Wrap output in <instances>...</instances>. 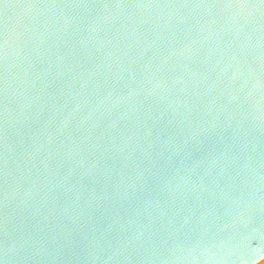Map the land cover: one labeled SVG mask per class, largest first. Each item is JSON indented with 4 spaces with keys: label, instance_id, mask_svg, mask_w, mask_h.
I'll return each instance as SVG.
<instances>
[{
    "label": "water",
    "instance_id": "water-1",
    "mask_svg": "<svg viewBox=\"0 0 264 264\" xmlns=\"http://www.w3.org/2000/svg\"><path fill=\"white\" fill-rule=\"evenodd\" d=\"M0 264H264V0H0Z\"/></svg>",
    "mask_w": 264,
    "mask_h": 264
}]
</instances>
